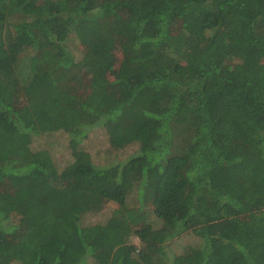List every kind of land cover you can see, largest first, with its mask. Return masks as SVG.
Listing matches in <instances>:
<instances>
[{"label":"trees","instance_id":"16d2710c","mask_svg":"<svg viewBox=\"0 0 264 264\" xmlns=\"http://www.w3.org/2000/svg\"><path fill=\"white\" fill-rule=\"evenodd\" d=\"M0 264H264V0H0Z\"/></svg>","mask_w":264,"mask_h":264},{"label":"rangeland","instance_id":"374dc122","mask_svg":"<svg viewBox=\"0 0 264 264\" xmlns=\"http://www.w3.org/2000/svg\"><path fill=\"white\" fill-rule=\"evenodd\" d=\"M248 52H249V55H251L250 59H253L252 58V55H254V54H252L253 52H250V50ZM115 77H116V69L114 68L109 72V78H110V80H114ZM79 82L80 81H74V82L69 84V86H71V88L73 89L74 92L75 91L80 92L81 89L84 87V83L82 85ZM54 137H55L54 141L56 140V138H58L59 141L55 142V144L50 146V147H52V153L55 155V157L61 158L62 156H65V151H64L65 147H64V141H63L64 138L62 136H54ZM51 140L52 139L50 137L49 138H43L42 143L45 144V143L50 142ZM88 141L90 142L89 146L91 148V151H92V153H95L96 158H101L102 156L107 158L109 155L113 156L112 151H110L109 154L103 155L102 151L107 149V147H106L107 144L104 141L102 133H96L94 135L92 134L91 137L88 139ZM85 145L88 147L87 143ZM112 207H113L112 205H109L107 208L100 211L99 213H95V214L90 213V214L86 215L84 222L85 223H93V222L103 221L111 213ZM194 237L195 236L193 233L185 232L181 236H178V237L174 238L173 240L166 242L165 247L169 253H171V252L172 253H180L186 249L187 245H190V243L192 242V239ZM132 241L135 244H138V242H139V240L137 238H134V237L132 238Z\"/></svg>","mask_w":264,"mask_h":264}]
</instances>
